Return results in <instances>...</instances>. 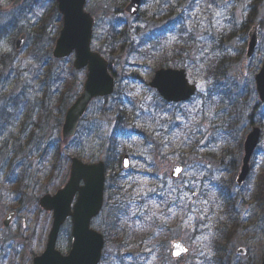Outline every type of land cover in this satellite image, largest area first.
Returning a JSON list of instances; mask_svg holds the SVG:
<instances>
[{
    "label": "rangeland",
    "instance_id": "374dc122",
    "mask_svg": "<svg viewBox=\"0 0 264 264\" xmlns=\"http://www.w3.org/2000/svg\"><path fill=\"white\" fill-rule=\"evenodd\" d=\"M14 1H2L0 24L21 13L19 23L28 21L33 30L45 26V36L50 37L47 48L53 60L55 40L51 43V38L58 37L63 24L58 11L56 15L48 11L54 0L50 4L43 0H23L12 7ZM128 1L123 6L121 2L89 0L86 5L96 21L92 49L108 61L113 60L117 92L92 103L78 133L65 139L68 147L65 145L63 149L57 143L62 138L64 115L60 126L52 118L47 125L37 127L32 123L36 118H32L29 124L18 125L14 131L28 141L33 131H37L33 135V149L37 145L46 146L43 149L48 148L53 154L60 148L59 154L69 158L65 162L67 170L70 158L77 156L75 152L81 145L85 148L84 155H94L93 161L101 160L106 150L102 142H110L118 117L112 103L120 98V102L138 112L150 105L159 106L161 99L149 82L161 60L172 59L176 52H182L184 67L190 81L197 85V93L185 102L154 108V112H148L146 124L137 121L141 124L137 126L131 121L132 134L125 136L121 143L122 154L130 156L129 188L141 195L158 189L172 201L168 209L165 208L167 201L157 207L162 218L158 224L151 219L137 226L149 231L155 227L164 229V234H168L167 243L160 245L151 238L124 249L114 243L106 244L100 264H255L264 254V103L259 100L255 84V75L264 59V5L255 12L256 18L244 33L241 29L251 14L252 0H143L136 16L125 11ZM49 14L43 23L41 18ZM254 23H262L258 24L260 44L250 59L246 56L248 33ZM21 27L19 33L16 30V34L0 38V53L13 55L23 71L27 68L33 71L36 68L29 66L35 67L37 63L31 56L35 38L30 41L23 31L24 25ZM114 29L118 31L115 35L118 48L111 55L105 48ZM121 31L126 32L124 36ZM22 32L27 38L18 50L15 40ZM217 56L226 60L225 71L218 81L207 71ZM73 61L74 55L58 60L55 71L69 76L74 69ZM74 72L83 83L86 69ZM9 93L5 80H0V116ZM253 125L261 127V138L249 177L239 186L236 176L241 166L243 142ZM143 126L150 134L147 145L146 138L141 137ZM87 136L92 141L84 142ZM52 154L47 155L50 166ZM37 155L22 161L29 172L23 195L14 194L13 186L0 174V264H33V258L45 249L53 218L52 212L42 209L38 203L46 193L43 188L47 181L38 179L42 174L38 169L41 150ZM86 156L83 159L89 160ZM19 157L15 159L17 163ZM12 164L9 163L6 171L9 179L16 180L20 169ZM178 164L184 170L174 179L171 170ZM45 165L40 168L44 170ZM11 210H16V215L5 226L3 221ZM130 215V218L135 216ZM101 218L100 215L92 221V227L98 231L103 222ZM175 240L188 245L190 254L172 258L171 244ZM70 244L71 221L68 220L60 232L58 248L67 252ZM240 248L244 252L238 254ZM219 252L225 254L222 260L217 258Z\"/></svg>",
    "mask_w": 264,
    "mask_h": 264
},
{
    "label": "trees",
    "instance_id": "16d2710c",
    "mask_svg": "<svg viewBox=\"0 0 264 264\" xmlns=\"http://www.w3.org/2000/svg\"><path fill=\"white\" fill-rule=\"evenodd\" d=\"M2 1L3 0H0V6L3 5ZM5 1L10 2L14 0H4V2ZM43 1L47 2V4L52 2V0ZM108 1L112 3L121 2V5L124 6L125 1L127 0ZM250 5L252 9L251 14L244 23L245 28L243 27L244 29H241L244 33L249 27V24L256 18L255 12H257V10L264 5V0H252ZM48 11L51 14H57L55 0L53 6H50ZM51 14L47 17L41 18L43 20L42 22H47ZM22 16L23 15L21 13H17L15 18L12 20L3 25L0 24L1 39L6 37L8 34L19 33L20 30H22V24L24 25L23 31L27 33L30 41L35 38L34 43H32L31 56L36 59L37 63L35 67H29L36 68V70L31 71V69L27 68L23 71L22 67L17 64L13 55L0 53V71L2 72V79L6 82V90L10 92L7 94L8 101L4 100L2 108L3 115L0 116V137L2 140V145H0V174L4 178L6 177L5 181H7V183H10L13 186L14 194L16 193L20 195H23V191H25L24 186L26 184L24 181L29 173L28 167L22 162L25 157L34 155L38 156L39 154L37 155V153L41 150L38 169L42 172V174L38 175V179H46L47 181V185L45 184L43 188L44 192H49L59 188L65 181L67 177V167L65 162L67 163L69 158L64 159L62 155L59 154V149L53 154L48 150V148H46V151L43 149L46 146L41 148L40 145H37L33 149V135L37 131H33L32 136L30 137L31 141H28L24 140L23 136H19L15 133L14 129H16L18 125L24 126L29 124L32 118H36V120L32 121V123H34L37 127L47 125L52 118L55 119L56 124L60 126L62 123V117L67 107L75 99L82 85L81 79L77 78V75L75 76L73 69L71 70L69 76L55 71L54 64L58 63V60H52L50 58V50L47 48L50 37L45 36L47 32L46 27L42 25L38 29L34 28L33 30L31 27L32 25L30 26L27 24L28 21L19 23ZM37 16H39L38 13ZM17 23H19V25H17ZM259 24L262 25V23ZM112 32H114L111 34L112 37H108V47L105 48L106 52L111 55H113V52L115 53L116 48H118V41L115 39V35H117L116 32L118 31H115L114 29ZM120 33L123 35L126 32L121 31ZM54 40V37L51 38V43H53ZM175 55V59L161 60L158 64V68L169 66L171 65L170 63H173V66L175 67H184L186 62L183 60L184 57L182 52H176ZM49 59H51L52 62H50ZM225 61L226 60L222 56H217V58L212 60V65L209 64L210 70L207 71H209L210 76H213L216 81L221 78L225 71ZM112 64L113 60L110 58L111 70ZM112 73L115 75L113 70ZM52 79H54V81ZM41 93L43 94L41 95ZM156 96L157 98H160L158 94H156ZM161 101L158 100L162 106H166L168 104L162 99ZM159 106L157 105L152 107L150 105L147 110L141 109V111L138 112L136 109H131L130 106L120 102V98L115 102V104L113 102L111 106L112 109L116 110L118 117L117 122H115V125L113 126L111 136L109 137L110 142H102V145L106 146L103 159L106 163L107 186L106 202L101 214L103 222L99 229L105 236L106 244L114 243L121 249L126 247L130 248L135 242L145 241L151 238L157 240L160 245H166L167 243L166 240L168 238V234H164V229L159 230L155 227L152 231H149L145 227L137 228V226L141 224L143 225V223L151 219L157 221L158 224L162 219L160 217L161 215L157 213L159 204L164 205L167 201V207L165 208L168 209V207L172 204V201L169 200L167 195H161V192L158 189L145 192L143 195L135 194L132 189L129 188L131 186L128 181L129 170L125 171L121 166V159L123 155L121 143L125 136L132 134L133 127L131 121H133L134 125L137 124V121H142L141 123L146 124L148 112H154V108L158 110ZM11 109H13L14 112H11ZM138 125L141 124H137V126ZM143 128L144 130H142V128L139 129L142 130L143 134L141 137L146 138L145 142L147 145V140L150 138V134L148 128L144 126ZM83 140L86 143L92 141L89 136H87L86 140L84 138ZM59 142L66 144L68 147L67 141L62 140V138H59L57 144H59ZM79 148L80 149L78 150L75 149V154L80 158H85V148L82 147V145ZM125 151L128 152L129 149L125 148ZM48 154H52V159H50L51 166L47 162L49 158V156H47ZM17 156H20L18 159L20 161L19 163L15 161ZM86 158L93 160L95 157L94 155H87ZM9 163H13L11 166L20 169V172L18 173L19 176L16 177V180L13 178L9 179L8 172L6 171L9 168ZM41 165H45L44 170L40 168ZM53 183L54 185H52ZM130 214L135 216L130 218ZM128 219L134 224L130 223ZM223 255L225 254L219 252L217 258L222 260Z\"/></svg>",
    "mask_w": 264,
    "mask_h": 264
},
{
    "label": "water",
    "instance_id": "95a60500",
    "mask_svg": "<svg viewBox=\"0 0 264 264\" xmlns=\"http://www.w3.org/2000/svg\"><path fill=\"white\" fill-rule=\"evenodd\" d=\"M20 2L21 0H16L12 6ZM87 2L88 0H57L63 24L55 42L53 56L56 59H64L75 52L74 69L80 71L86 68L82 90L65 113L63 138L72 137L77 133L80 120L94 99L108 97L115 91V77L110 70L108 59L91 47L95 19L86 10ZM141 2L142 0H131L126 5V11L136 15ZM25 40L24 33L17 38L18 50L22 48ZM258 44V25L255 24L249 32L248 58L254 55ZM255 80L259 98L264 102V61ZM149 85L156 89L164 100L174 103L186 101L197 92V85L189 81L184 68L157 69ZM260 137L261 128L253 126L245 138L242 166L237 176L239 186L243 185L249 175L250 162ZM122 164L125 169L130 167L128 154L124 155ZM183 169L182 165H175L172 176L178 178ZM105 183L106 166L103 160L86 163L72 157L68 181L54 194L46 193L39 199V205L43 209L53 212V223L46 248L42 254L34 257V264H99L105 238L102 233L91 227V221L103 208ZM14 216L15 211L8 213L4 225L9 226ZM69 217L72 220L73 242L69 252L63 254L57 248V240L62 225ZM238 252H242V249ZM171 254L173 258H178L189 254V248L182 241L176 240L172 244ZM260 264H264V257Z\"/></svg>",
    "mask_w": 264,
    "mask_h": 264
},
{
    "label": "flooded vegetation",
    "instance_id": "af4514ba",
    "mask_svg": "<svg viewBox=\"0 0 264 264\" xmlns=\"http://www.w3.org/2000/svg\"><path fill=\"white\" fill-rule=\"evenodd\" d=\"M264 254L261 256V258L259 259V261L257 262V264H259L263 258Z\"/></svg>",
    "mask_w": 264,
    "mask_h": 264
}]
</instances>
